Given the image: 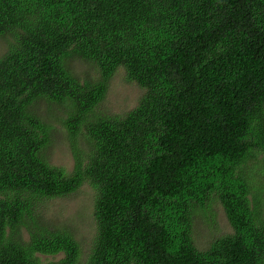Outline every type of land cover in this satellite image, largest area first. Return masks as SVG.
Returning a JSON list of instances; mask_svg holds the SVG:
<instances>
[{"label": "trees", "instance_id": "trees-1", "mask_svg": "<svg viewBox=\"0 0 264 264\" xmlns=\"http://www.w3.org/2000/svg\"><path fill=\"white\" fill-rule=\"evenodd\" d=\"M0 40V264H83L41 219L83 184L84 264H264V0H0ZM118 70L143 95L99 114ZM54 111L70 172L47 162Z\"/></svg>", "mask_w": 264, "mask_h": 264}, {"label": "rangeland", "instance_id": "rangeland-1", "mask_svg": "<svg viewBox=\"0 0 264 264\" xmlns=\"http://www.w3.org/2000/svg\"><path fill=\"white\" fill-rule=\"evenodd\" d=\"M7 43L0 40V54L5 52ZM86 63L74 61L72 69L81 80H91L96 78V73L89 68ZM143 90L133 82H127L122 70H118L109 82L108 91L105 98L98 107L99 114L124 115L137 104ZM45 107L42 113H47ZM56 119H53L55 128L52 146L45 152L47 162L56 167H63L67 172L73 168L74 161L70 146L66 143V138L59 119L62 117L61 112H55ZM43 210V218L47 223L52 224L54 221L66 225L72 232L75 240L80 244L82 249L81 263H85L88 256L93 237L96 234L92 201V191L88 185L83 184L74 194L46 201L41 207ZM218 218L217 225L221 232L230 233L231 229L226 222L224 212L220 206L217 208ZM208 226L197 219L195 221V240L199 247L206 245L213 236L212 230ZM61 255L56 257L47 256L40 258L42 263L56 262Z\"/></svg>", "mask_w": 264, "mask_h": 264}, {"label": "clouds", "instance_id": "clouds-1", "mask_svg": "<svg viewBox=\"0 0 264 264\" xmlns=\"http://www.w3.org/2000/svg\"><path fill=\"white\" fill-rule=\"evenodd\" d=\"M36 256H38L39 258H42L43 256H44V257H47V256L42 255V254H37Z\"/></svg>", "mask_w": 264, "mask_h": 264}]
</instances>
